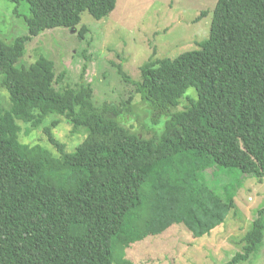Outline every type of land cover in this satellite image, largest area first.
I'll list each match as a JSON object with an SVG mask.
<instances>
[{"label":"trees","instance_id":"1","mask_svg":"<svg viewBox=\"0 0 264 264\" xmlns=\"http://www.w3.org/2000/svg\"><path fill=\"white\" fill-rule=\"evenodd\" d=\"M11 1L30 14L29 34L0 37V87L10 99L0 109V264H128L125 248L176 223L203 237L238 211L205 172L239 168L264 179V0H218L198 48L151 55L134 84L158 126L142 132L122 121L123 107L95 106L90 85L61 93L53 59L16 65L33 36L75 28L85 10L107 17L118 0ZM88 31L78 30L83 39ZM133 98L122 102L128 112ZM58 116L82 136L76 145L55 133ZM23 126L46 138L24 142ZM257 216L223 264L258 252L264 205Z\"/></svg>","mask_w":264,"mask_h":264},{"label":"rangeland","instance_id":"2","mask_svg":"<svg viewBox=\"0 0 264 264\" xmlns=\"http://www.w3.org/2000/svg\"><path fill=\"white\" fill-rule=\"evenodd\" d=\"M217 1L118 0L115 10L102 19L85 10L81 24L75 28H51L29 39L16 65L28 67L41 55L53 59L56 74L64 73L58 83L61 93L90 85L95 106L103 109L108 102L123 107L122 113L128 117L122 121L142 132L145 125L158 124L135 90L134 81L142 77L141 67L154 53L158 57H175L198 48L209 36ZM21 5L27 9L16 11L11 0H0V37L9 42L29 34L26 16L30 9L26 2ZM81 25L89 28L85 39L78 32ZM7 95V90L0 87V109L9 105ZM130 96L134 97L130 103L134 105L133 112L125 110L129 104L122 105ZM58 118L55 133L69 146L76 145L82 136L72 132L65 116ZM21 137L28 143L46 138L41 129L28 133L25 126ZM203 180L225 197L232 194L238 211L233 208L224 224L203 237H194L185 224L176 223L161 234L147 237L137 248H125L121 255L129 260L128 264H223L242 250L241 236L264 205V179L261 181L239 168H224L215 177L214 173L205 172ZM239 264H264V239L258 252Z\"/></svg>","mask_w":264,"mask_h":264}]
</instances>
